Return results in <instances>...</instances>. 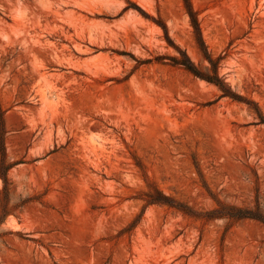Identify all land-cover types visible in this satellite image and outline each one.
Here are the masks:
<instances>
[{"label": "rangeland", "instance_id": "obj_1", "mask_svg": "<svg viewBox=\"0 0 264 264\" xmlns=\"http://www.w3.org/2000/svg\"><path fill=\"white\" fill-rule=\"evenodd\" d=\"M262 120L264 0H0V264H264Z\"/></svg>", "mask_w": 264, "mask_h": 264}, {"label": "trees", "instance_id": "obj_2", "mask_svg": "<svg viewBox=\"0 0 264 264\" xmlns=\"http://www.w3.org/2000/svg\"><path fill=\"white\" fill-rule=\"evenodd\" d=\"M189 16L191 19V23L193 25L194 28V32L195 34L198 36V43L201 45V49L203 50V57L205 60L208 61L209 65L207 67L208 72L207 73H202L198 70V68L196 67V65L190 60V58L187 59H179V58H171V62L175 65H180L182 67H184L185 69H187L188 71H190L192 74H194L197 77H200L202 79L207 80L208 82H211L213 84H215L218 89L221 92V95L224 97H229L231 99L234 100H240V96H238L231 88L230 86H228V84L225 82L224 78L220 75L219 72V68H220V58H214L210 52L206 49L204 41L202 39L201 36V32H200V25L198 23V20L195 16L194 11L191 9H189ZM185 57H186V53H185ZM262 122H264V120H262ZM5 184H6V180ZM158 203H168L165 200H155ZM231 216L234 217H251V218H256V219H261L258 216H254L251 213L248 212H242V210H239V212L237 214H230Z\"/></svg>", "mask_w": 264, "mask_h": 264}]
</instances>
